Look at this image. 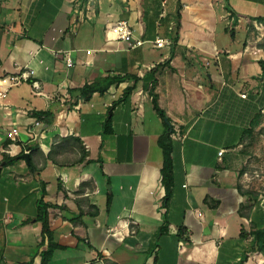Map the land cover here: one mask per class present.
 I'll list each match as a JSON object with an SVG mask.
<instances>
[{
  "label": "crops",
  "instance_id": "obj_1",
  "mask_svg": "<svg viewBox=\"0 0 264 264\" xmlns=\"http://www.w3.org/2000/svg\"><path fill=\"white\" fill-rule=\"evenodd\" d=\"M121 20L143 44L106 37ZM21 73L0 108V264H264V188L244 178L264 0H0V77ZM151 91L174 127L168 201Z\"/></svg>",
  "mask_w": 264,
  "mask_h": 264
},
{
  "label": "built area",
  "instance_id": "obj_2",
  "mask_svg": "<svg viewBox=\"0 0 264 264\" xmlns=\"http://www.w3.org/2000/svg\"><path fill=\"white\" fill-rule=\"evenodd\" d=\"M106 37L108 39L130 41L133 44V46L141 45L144 43L143 39L139 38L136 40L134 38V31L127 20H121L116 23L109 24L106 29ZM155 43L158 47H164L170 43V40L158 36L155 40ZM66 60L69 66L73 65V59L70 56V53L66 54ZM27 78H28L27 73L10 74L0 77V108L6 109V114H12L13 112L11 106L7 102H5V96L8 89L12 86L20 84L23 80H26ZM33 84L35 87L39 86V83L37 81H34ZM242 96L246 97L247 94H242ZM21 112L25 113L26 110H21V109L17 110V113H21ZM10 125L11 126L9 128L8 135L13 141H17L19 137V129L15 124H13V122H11ZM42 125L43 122L40 117L38 116L33 117V121L30 125L29 130L32 132V134L35 137H39L43 134V132L41 131ZM0 128H1V122H0ZM224 152L225 149L223 148L220 149L218 152L219 156H222ZM244 175L246 176L247 179L249 178L247 171L244 173Z\"/></svg>",
  "mask_w": 264,
  "mask_h": 264
},
{
  "label": "trees",
  "instance_id": "obj_3",
  "mask_svg": "<svg viewBox=\"0 0 264 264\" xmlns=\"http://www.w3.org/2000/svg\"><path fill=\"white\" fill-rule=\"evenodd\" d=\"M88 0H81L82 4L86 3ZM125 77L132 78L134 77L131 74L125 75ZM132 89H127L128 91H131ZM151 94L153 96V102L155 109L157 112L161 115V117L165 121V130L164 132L160 135L159 138V144L163 150L164 153V164L162 167V174H163V182L166 186V195H165V200L168 201L170 198L171 194V188H172V182H173V150H174V145H173V139L171 137V134L174 131L173 125H171L170 121L167 119V115L165 111L159 106L156 94L151 91ZM15 158H10L9 160H14ZM44 195V193H43ZM110 200V198H109ZM48 207L49 204L44 201V198L41 197L39 199V212H38V220H41L43 222V231L51 234L50 232V227H49V216H48ZM264 236V230L260 232ZM262 247V246H261ZM263 248V247H262Z\"/></svg>",
  "mask_w": 264,
  "mask_h": 264
},
{
  "label": "rangeland",
  "instance_id": "obj_4",
  "mask_svg": "<svg viewBox=\"0 0 264 264\" xmlns=\"http://www.w3.org/2000/svg\"><path fill=\"white\" fill-rule=\"evenodd\" d=\"M256 141L261 154L246 163L245 167L249 178L247 179L245 175L244 178L245 183L264 188V143L261 137L256 139Z\"/></svg>",
  "mask_w": 264,
  "mask_h": 264
},
{
  "label": "water",
  "instance_id": "obj_5",
  "mask_svg": "<svg viewBox=\"0 0 264 264\" xmlns=\"http://www.w3.org/2000/svg\"><path fill=\"white\" fill-rule=\"evenodd\" d=\"M22 157L26 158V159H29V154L26 152L24 154L21 155Z\"/></svg>",
  "mask_w": 264,
  "mask_h": 264
}]
</instances>
